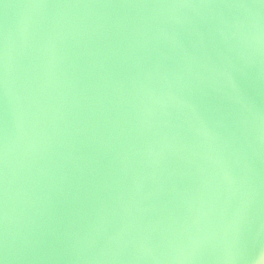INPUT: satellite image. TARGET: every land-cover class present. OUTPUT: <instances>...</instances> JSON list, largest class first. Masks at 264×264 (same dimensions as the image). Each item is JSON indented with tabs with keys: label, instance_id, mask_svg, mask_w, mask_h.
<instances>
[{
	"label": "water",
	"instance_id": "water-1",
	"mask_svg": "<svg viewBox=\"0 0 264 264\" xmlns=\"http://www.w3.org/2000/svg\"><path fill=\"white\" fill-rule=\"evenodd\" d=\"M0 264H264V3L0 0Z\"/></svg>",
	"mask_w": 264,
	"mask_h": 264
},
{
	"label": "snow or ice",
	"instance_id": "snow-or-ice-1",
	"mask_svg": "<svg viewBox=\"0 0 264 264\" xmlns=\"http://www.w3.org/2000/svg\"><path fill=\"white\" fill-rule=\"evenodd\" d=\"M261 3H264V0H261Z\"/></svg>",
	"mask_w": 264,
	"mask_h": 264
}]
</instances>
